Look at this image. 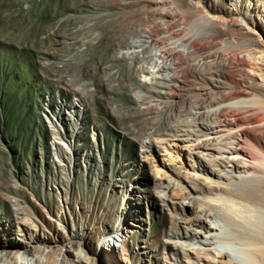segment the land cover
Masks as SVG:
<instances>
[{
	"label": "rangeland",
	"instance_id": "obj_1",
	"mask_svg": "<svg viewBox=\"0 0 264 264\" xmlns=\"http://www.w3.org/2000/svg\"><path fill=\"white\" fill-rule=\"evenodd\" d=\"M261 72L264 0H0V264H205L182 188L245 172L210 113Z\"/></svg>",
	"mask_w": 264,
	"mask_h": 264
},
{
	"label": "bare ground",
	"instance_id": "obj_2",
	"mask_svg": "<svg viewBox=\"0 0 264 264\" xmlns=\"http://www.w3.org/2000/svg\"><path fill=\"white\" fill-rule=\"evenodd\" d=\"M197 3L201 4L202 0H197ZM229 16L227 19L241 27L248 25L235 14ZM250 23L248 26L251 29L258 28V21L252 20ZM154 73L155 71L152 74ZM260 74L264 81V74L262 72ZM223 99L217 103L225 102L226 106L222 107L220 104L210 113L219 118H215L214 122L218 124L212 128L229 127L228 124L221 123L225 111L248 109V112L253 114L250 122H239L236 125L241 128L238 141L240 150L244 156L250 158L251 164L244 166L245 172L240 176L219 175L217 179H213L207 174L210 184L205 187L194 186L187 190L182 188L183 200H188L190 213L183 216L185 230L182 233H174L173 238L183 239L185 243H182V246L188 247L184 253H195L205 264H264V117L257 114L264 112V97L255 95L248 99L240 96H237V99L228 97ZM248 126L259 127L257 130L261 133L259 141L249 136ZM209 171L208 173H214L210 169ZM191 226L201 230L190 231L187 228ZM200 231L203 233L200 234ZM198 239L204 240L209 247L192 246L199 241ZM74 243L73 239L69 240L67 247L69 249L74 247ZM79 246L80 243L77 244L78 249ZM16 254V258L19 259V254L23 253Z\"/></svg>",
	"mask_w": 264,
	"mask_h": 264
}]
</instances>
